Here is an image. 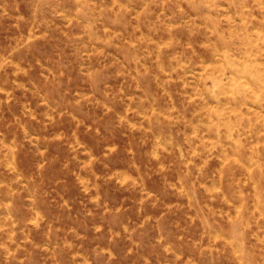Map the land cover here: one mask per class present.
Returning <instances> with one entry per match:
<instances>
[{"label": "rangeland", "instance_id": "obj_1", "mask_svg": "<svg viewBox=\"0 0 264 264\" xmlns=\"http://www.w3.org/2000/svg\"><path fill=\"white\" fill-rule=\"evenodd\" d=\"M0 264H264V0H0Z\"/></svg>", "mask_w": 264, "mask_h": 264}]
</instances>
